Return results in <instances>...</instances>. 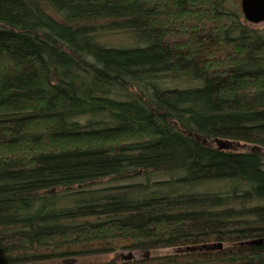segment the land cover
Listing matches in <instances>:
<instances>
[{
    "label": "trees",
    "instance_id": "trees-1",
    "mask_svg": "<svg viewBox=\"0 0 264 264\" xmlns=\"http://www.w3.org/2000/svg\"><path fill=\"white\" fill-rule=\"evenodd\" d=\"M116 251L264 264V27L230 0H0V264Z\"/></svg>",
    "mask_w": 264,
    "mask_h": 264
},
{
    "label": "water",
    "instance_id": "water-1",
    "mask_svg": "<svg viewBox=\"0 0 264 264\" xmlns=\"http://www.w3.org/2000/svg\"><path fill=\"white\" fill-rule=\"evenodd\" d=\"M240 6L248 23L254 26L264 23V0H240Z\"/></svg>",
    "mask_w": 264,
    "mask_h": 264
},
{
    "label": "rangeland",
    "instance_id": "rangeland-1",
    "mask_svg": "<svg viewBox=\"0 0 264 264\" xmlns=\"http://www.w3.org/2000/svg\"><path fill=\"white\" fill-rule=\"evenodd\" d=\"M230 5L232 7V9L237 10V11H241V6H240V0H230ZM256 26H262L264 27V23L260 24V25H256ZM80 200V199H78ZM128 254L124 253V251H116L113 254L111 253L110 255L107 256H102V257H98V258H88L86 260V263H97V262H102V261H114L115 264H121L124 261H126ZM81 261H75L74 264L80 263ZM56 262L53 263V261L49 264H55Z\"/></svg>",
    "mask_w": 264,
    "mask_h": 264
}]
</instances>
